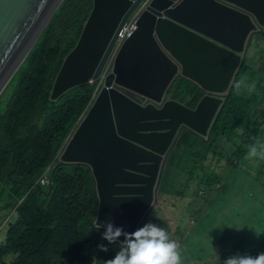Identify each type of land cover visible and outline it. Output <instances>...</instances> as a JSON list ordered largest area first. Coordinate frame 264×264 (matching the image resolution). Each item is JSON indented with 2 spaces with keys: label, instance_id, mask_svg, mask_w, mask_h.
I'll use <instances>...</instances> for the list:
<instances>
[{
  "label": "water",
  "instance_id": "obj_1",
  "mask_svg": "<svg viewBox=\"0 0 264 264\" xmlns=\"http://www.w3.org/2000/svg\"><path fill=\"white\" fill-rule=\"evenodd\" d=\"M142 1L95 0L55 79L52 101L101 78L118 34ZM63 2L0 0V96ZM263 30L264 0L151 1L61 158V165L92 170L99 197L92 224L112 221L130 232L142 223L158 202L165 165L183 131L209 140L251 39ZM177 78L205 93L195 109L176 100L143 106L147 98L166 99Z\"/></svg>",
  "mask_w": 264,
  "mask_h": 264
},
{
  "label": "trees",
  "instance_id": "obj_2",
  "mask_svg": "<svg viewBox=\"0 0 264 264\" xmlns=\"http://www.w3.org/2000/svg\"><path fill=\"white\" fill-rule=\"evenodd\" d=\"M94 5L95 0H64L32 53L5 89L15 86L5 112H0V211L13 212L14 216L9 220L6 242L0 245V264H8L10 256H15L13 264H108V259L118 250L115 248L118 243L107 245L92 224L99 207L92 170L84 165H61L57 161L67 138L89 108L97 85L80 86L57 101L51 100L64 59L83 33ZM255 35L264 39V31ZM254 40L253 37L252 42ZM254 72L258 74L245 62L209 142L184 132L175 151L178 153L169 163L171 166L176 159L183 157L193 160L196 165L205 161L217 162L219 150L212 147L221 143V138H227L235 146L241 140L242 145L235 156L238 162L248 159L247 151L243 150L247 127L252 125L254 132L253 137L246 138L248 145L264 138V115L254 120L258 114L257 106L264 102V80L253 82ZM253 83L255 87L251 93L248 86ZM168 96L194 109L204 93L191 81L178 78L170 87ZM199 140L208 147L200 146ZM229 153L223 154L218 164L223 165L221 163L226 161ZM200 157H204V161H200ZM231 164L237 167L235 162ZM51 167V185L40 189V182ZM263 169L264 162L261 175ZM166 173L161 192L165 191L166 183L171 185L174 181L169 178L170 171L167 176ZM215 177L218 176L211 175L213 181ZM170 187L174 189L172 185ZM167 194L171 192L167 191ZM4 211L2 213L7 215ZM1 221L0 217V224ZM180 231L178 252L180 256L189 255L192 250H197L193 246L196 238L183 237L184 229L180 228ZM235 238L234 234H226L222 241L243 250ZM187 240L192 247H187ZM99 244L107 245V251H102ZM201 244L211 246V237H206ZM194 261L209 263L208 258L199 260L197 256Z\"/></svg>",
  "mask_w": 264,
  "mask_h": 264
},
{
  "label": "rangeland",
  "instance_id": "obj_3",
  "mask_svg": "<svg viewBox=\"0 0 264 264\" xmlns=\"http://www.w3.org/2000/svg\"><path fill=\"white\" fill-rule=\"evenodd\" d=\"M254 38L253 45L248 48L245 61L248 67L258 71L256 75L255 72L253 73L255 75L253 82L258 79L264 80V39H259L258 35H255ZM252 85H255V83ZM14 88L13 85L5 91L0 102V112H5L11 95L10 92ZM253 90L254 88L249 91L252 93ZM257 107H259L256 108L258 114L254 116V120H257L259 115H264V102ZM253 135L252 125L248 126L247 136L243 138V144H245L243 150L245 152L249 146L246 138L253 137ZM259 140H264V138ZM220 142L212 147L215 151H219L216 154L218 161L212 162L208 168L210 175H203V168L209 165V161L204 162L200 167L194 164L193 161L185 162L180 168V173H178V166L176 164L172 165L170 179L174 180L171 184L174 189L171 190V185L166 183L164 191L166 199L162 200L160 208L158 209L157 206L147 219V221L164 228L169 235L179 227L183 229L189 227V233H192L196 238L193 246H196L197 250L191 249L192 252L189 255L182 254L180 264H199L194 261L195 256L199 260L208 258L209 263L206 264H223V261L232 255L256 256L264 253V186L261 185L264 182V174H260L264 159L251 158L238 162L235 153L242 145L241 140H238L236 146L231 144L227 138H221ZM199 143L200 146L208 147L203 144L202 140H199ZM227 152L230 153L226 156V161L221 163L223 165L218 164L220 157L227 154ZM203 159L204 157H200V161H204ZM232 162H235L237 167H233ZM262 171L264 173V169ZM211 175L218 176L220 179L218 180V177H215L214 183L209 184V181H213ZM202 177L207 179L202 183L204 189H209L205 192L213 193L211 198L207 199L208 202L211 201L210 211L207 218L193 220L189 217L192 214L193 206L196 205H192L191 191L203 190L202 186L198 185ZM258 177H260V180H258ZM223 185L225 192L222 193L220 187H223ZM167 191H170L171 194H167ZM205 192L202 191L203 195L200 196H206ZM202 204V202L198 203L197 208H200ZM205 214L206 209L202 211L201 215L204 216ZM7 229L4 223V226L0 228L1 241L6 240ZM183 234H186L185 230ZM226 234L228 236L234 234L236 241L239 240L237 244L240 247L242 245L243 250H239L233 244H225L222 240H224ZM206 237H211L212 245L209 247H204L201 244V241ZM218 240L217 248L216 242ZM1 244L2 242H0ZM186 245L192 247L188 240ZM95 258L96 256H94ZM14 261L15 256L7 259L8 264H13Z\"/></svg>",
  "mask_w": 264,
  "mask_h": 264
},
{
  "label": "clouds",
  "instance_id": "obj_4",
  "mask_svg": "<svg viewBox=\"0 0 264 264\" xmlns=\"http://www.w3.org/2000/svg\"><path fill=\"white\" fill-rule=\"evenodd\" d=\"M151 1L152 0H143L142 3L140 4V6L129 17L127 22H129L130 19L132 18V16H134L135 14H138V16L140 18L141 13L150 5ZM139 18H138V20H139ZM125 24H124V26H125ZM123 27H122V29H123ZM137 29H138V22H137ZM137 29H136V31H137ZM133 34H131L129 37H131ZM129 37L125 38L123 40V42L120 44V46L118 47L116 55H115V62H116V59H117V56H118V54L120 52L121 47L123 46V44L125 43V41ZM118 39H119V34H118V36L116 38L115 46H114V48L112 50V53H111V55H110V57H109V59H108V61L106 63V66L104 68V71L102 73L101 78L98 81H94L93 83H91V84H96L97 85L93 100H92L89 108L86 110L85 114L83 116H81V118L78 121V123L75 126V128L77 126L79 127L81 122H83L86 119L87 115L89 114V112L94 107L95 103L97 102L98 98L100 97V94L102 93L103 88L106 86V82H107L108 77L114 72V70H113L112 73H110L107 77L104 78L107 65L110 62L112 56L115 54V48L117 46ZM251 42H252V39H251ZM251 42H250V44H251ZM249 47H250V45H249ZM114 69H115V65H114ZM240 83H242V82H240ZM237 86H239V83H238ZM254 87H255L254 85H249L248 86L250 91ZM204 96H205V93H204ZM168 100H172V99L169 98L168 93H167L166 99H163L162 102H160V103L156 102L155 103L154 101H152V100L147 98L145 100V102L143 103V106H147L148 104H150V103L152 104L153 103L154 105L159 107V106H163L165 101H168ZM78 127H77V129H78ZM74 129H73V131H74ZM77 129H76V131H77ZM76 131H75V133H76ZM186 131L187 130H184L183 133L186 132ZM187 132H190V133L198 136L199 138L205 140V142H209V140H206L207 139L206 136L201 137V136H199V135H197V134H195V133H193L191 131H187ZM74 134H73V136H74ZM70 135H69V137H70ZM69 137L67 138V140L69 139ZM72 137H71V139H72ZM181 137H182V135H181ZM181 137H180V139H181ZM71 139H70V142H71ZM180 139H179V142H180ZM67 140H66L63 148L61 149L60 153L62 152V150L64 148L66 150L68 144L70 143L69 142L66 145ZM179 142H178V144H179ZM178 144H177V146H178ZM177 146L174 149V152H172V154L170 155V157H169V159H168V161H167V163L165 165V169H164V172H163V176H162V180H161L160 187H159V192H158L159 193L158 194V202L154 206L153 209H151L146 215L143 216L144 218H143V221H142V223L140 225H138L134 230L129 232V231H126L122 226H118V225L114 224L112 221H100V222H97V226L93 224L95 226L94 230L100 232L101 238L103 240L107 241V245H112V244L118 243V247L117 246L115 247L118 250L116 251V253L110 259H108V264H180V259L181 258H180V254L178 252V248L181 246V244H180V240L178 238V236H179L178 234L181 233V231H180L181 227H179V229H177L175 231H172V233L169 235L168 232L164 228H161L159 225L154 224V223H152L150 221H147V219L149 218L151 213L155 211L157 206H158V209L160 208L159 206L162 204V200L166 199L165 193L161 192V185H162V183L165 180L164 176H165L166 171H167V173H166V176H167L168 171H170V169L172 168V166L169 163H170V161L172 162V159H174L175 155L178 153V152H175L177 150ZM65 150H64V152H65ZM64 152H63V154H64ZM60 153H59V156H60ZM59 156L57 158V161L59 163H61V158L62 157L59 160ZM246 158H248V159H251V158L264 159V140L257 139L253 143H251L248 146L247 153H246ZM190 161H193V160H187L184 157L182 159H176L174 161V165L176 164L178 166V173H180V168L182 167V165L185 162L188 163ZM203 163L201 165H198V166L199 167L202 166ZM211 163H212V161H209V165H207L205 168H203V175H205V174L210 175V173L208 171V168L211 165ZM51 169H52V167L46 173V174H49V178H48L49 185H43L42 184V180H41L40 185L42 187L51 185V182H50ZM221 169H223V168H221ZM221 169H218V170H221ZM45 175H44V177H45ZM169 178H170V176H169ZM206 180H207L206 177L205 178L202 177L201 181H200V183L198 185L202 186L203 185L202 183L204 181H206ZM212 182L214 183V181H209V184H213ZM261 185L264 186L263 184H261ZM202 188H203V186H202ZM96 189H97V185H96ZM205 190H209V189H204L203 188V190H201V191H198V190L191 191L192 192L191 193V199H193L192 205L193 204L196 205V206H193L192 214L189 217V218H191L193 220H195V219L203 220L204 218H207L208 215H209L210 202L211 201L208 202L207 199H210L211 196L213 195V193L212 194L206 193ZM220 190L222 191V193L225 192L224 187H220ZM202 191L205 192L206 196H204V197L200 196V195H203ZM97 196H98V194H97ZM98 199H99V197H98ZM160 200H161V203H160V205H158ZM200 202H202L203 204L201 205L200 208H197V205ZM204 209H206V214L204 216H202L201 213H202V211ZM5 219H2L1 224L3 223V221ZM9 220H10V218H9ZM1 224H0V226H1ZM5 226L7 228L9 227V221L7 222V224H5ZM188 228L189 227H185L184 228L186 234H183L184 235L183 237H193V238H195L192 233H189V229ZM169 233H170V231H169ZM257 235H259V234L257 233ZM178 240H179V242H178ZM107 245L99 244L98 247L102 251H107V247H106ZM96 259H97V257L94 260H96ZM223 264H264V253H260V254H258L256 256H251V255H246V254L232 255V256L226 258L223 261Z\"/></svg>",
  "mask_w": 264,
  "mask_h": 264
},
{
  "label": "built area",
  "instance_id": "obj_5",
  "mask_svg": "<svg viewBox=\"0 0 264 264\" xmlns=\"http://www.w3.org/2000/svg\"><path fill=\"white\" fill-rule=\"evenodd\" d=\"M138 18H139L138 14H135L134 16H132L130 21L125 24V26L123 27V29L119 33V39H118L117 46L115 48V54L112 56L110 62L107 65L104 78L107 77L110 73L113 72L114 65H115V55H116L117 49H118V47L120 46V44L123 42V40L125 38L129 37L131 34H133L136 31ZM77 127L74 129V131L70 135L69 139L67 140L66 145L70 142V139L73 136V134L75 133ZM64 150H65V148L60 153L59 160L62 157ZM48 178H49V174H46L45 177L42 179V184L43 185H49Z\"/></svg>",
  "mask_w": 264,
  "mask_h": 264
},
{
  "label": "crops",
  "instance_id": "obj_6",
  "mask_svg": "<svg viewBox=\"0 0 264 264\" xmlns=\"http://www.w3.org/2000/svg\"><path fill=\"white\" fill-rule=\"evenodd\" d=\"M160 203H161V200H160V202H159L158 205H160ZM2 211H4V210H2ZM2 211H0V217H1L2 219H5V218H6V219L3 221V223H2L1 226H0V228H2V227L4 226V223L7 224V222L9 221V217H10V216H14L13 212L4 211V212H6V214H7V215H5L4 213H2ZM17 218H18V215H17V217L15 218V221L17 220ZM7 234H8V229H7ZM6 239H7V238H6ZM0 242L4 243V242H6V240H5V241H1V240H0ZM10 257H11V256H10Z\"/></svg>",
  "mask_w": 264,
  "mask_h": 264
}]
</instances>
